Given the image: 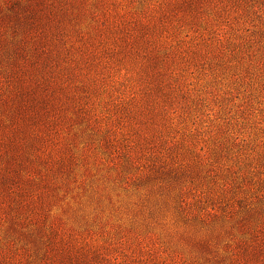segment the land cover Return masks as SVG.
I'll return each mask as SVG.
<instances>
[{
    "label": "rangeland",
    "instance_id": "obj_1",
    "mask_svg": "<svg viewBox=\"0 0 264 264\" xmlns=\"http://www.w3.org/2000/svg\"><path fill=\"white\" fill-rule=\"evenodd\" d=\"M167 1L0 0V264H264V0L165 19L162 94Z\"/></svg>",
    "mask_w": 264,
    "mask_h": 264
},
{
    "label": "trees",
    "instance_id": "obj_2",
    "mask_svg": "<svg viewBox=\"0 0 264 264\" xmlns=\"http://www.w3.org/2000/svg\"><path fill=\"white\" fill-rule=\"evenodd\" d=\"M243 2H247L248 0H242ZM223 0H168L164 3L163 9L160 13L159 19L160 22L152 21L150 23H140L137 26L136 35L133 36L132 32L130 34L131 37L127 39L126 49H134V51L138 52L139 50L143 52V55L146 57V61L144 67L146 68V75L150 79L148 81L149 90L155 86L159 89L162 94L166 92V83L163 80V77L168 73L171 65L174 63L176 57L179 55L177 51L170 50L168 48L167 52H165L164 58L161 60V65L158 64V47L155 46V42L157 41V31L161 28H164L165 19L175 16L179 11L189 10L194 13L193 18H197L198 14H202L205 8L212 6V8L219 7ZM205 22L211 23V20L208 18H203ZM153 100V99H152ZM237 247L240 248L239 245ZM235 255L234 261L239 260V251L233 252Z\"/></svg>",
    "mask_w": 264,
    "mask_h": 264
}]
</instances>
